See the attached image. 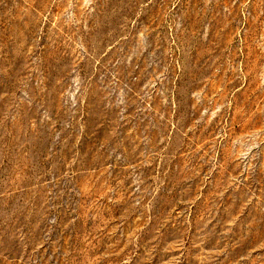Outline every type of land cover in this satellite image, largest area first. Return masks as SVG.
Here are the masks:
<instances>
[{
	"label": "rangeland",
	"instance_id": "obj_1",
	"mask_svg": "<svg viewBox=\"0 0 264 264\" xmlns=\"http://www.w3.org/2000/svg\"><path fill=\"white\" fill-rule=\"evenodd\" d=\"M0 264H264V0H0Z\"/></svg>",
	"mask_w": 264,
	"mask_h": 264
}]
</instances>
